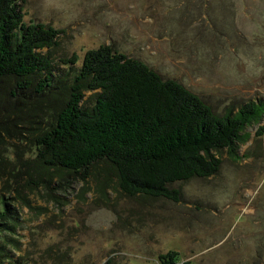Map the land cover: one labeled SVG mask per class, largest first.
I'll return each mask as SVG.
<instances>
[{"label":"rangeland","instance_id":"rangeland-1","mask_svg":"<svg viewBox=\"0 0 264 264\" xmlns=\"http://www.w3.org/2000/svg\"><path fill=\"white\" fill-rule=\"evenodd\" d=\"M22 0L25 20L60 31L59 54L79 57L103 45L175 80L218 113L264 100V0ZM221 7V6H220ZM225 11V12H224ZM91 93H86L88 100ZM239 158L224 153L220 172L179 183L182 200L130 199L94 183L32 188L12 144V175L0 199L21 219L28 264H264V119L246 130ZM27 144V143H24ZM5 147L0 149L3 151ZM87 187H90L87 190ZM28 198L30 205L24 203Z\"/></svg>","mask_w":264,"mask_h":264},{"label":"trees","instance_id":"trees-1","mask_svg":"<svg viewBox=\"0 0 264 264\" xmlns=\"http://www.w3.org/2000/svg\"><path fill=\"white\" fill-rule=\"evenodd\" d=\"M210 1L228 8L226 0ZM21 3L0 0L1 179L12 175L8 140L18 139L22 147L9 143L18 164L34 153L23 163L32 188H50L59 179L63 190L94 183L105 199L114 189L130 199L179 203L176 184L217 175L221 156L238 159L250 140L247 128L264 119L263 99L218 113L113 46L88 51L79 66L76 54H59L60 31L28 23ZM10 201L0 199V264H28L16 255L23 246L21 219ZM178 256L160 259L179 264Z\"/></svg>","mask_w":264,"mask_h":264}]
</instances>
